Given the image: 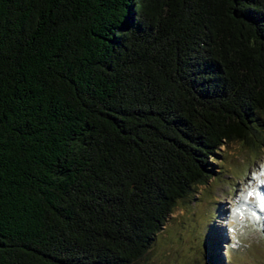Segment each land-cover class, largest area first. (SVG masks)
<instances>
[{
  "label": "trees",
  "instance_id": "16d2710c",
  "mask_svg": "<svg viewBox=\"0 0 264 264\" xmlns=\"http://www.w3.org/2000/svg\"><path fill=\"white\" fill-rule=\"evenodd\" d=\"M263 126L264 0H0V264H136Z\"/></svg>",
  "mask_w": 264,
  "mask_h": 264
},
{
  "label": "rangeland",
  "instance_id": "374dc122",
  "mask_svg": "<svg viewBox=\"0 0 264 264\" xmlns=\"http://www.w3.org/2000/svg\"><path fill=\"white\" fill-rule=\"evenodd\" d=\"M211 161V178L178 200L136 264H264V211L255 196L244 199L264 192V126Z\"/></svg>",
  "mask_w": 264,
  "mask_h": 264
},
{
  "label": "snow or ice",
  "instance_id": "6c2138e0",
  "mask_svg": "<svg viewBox=\"0 0 264 264\" xmlns=\"http://www.w3.org/2000/svg\"><path fill=\"white\" fill-rule=\"evenodd\" d=\"M264 175V172L261 173ZM261 185H264V180L260 181ZM255 196L258 202V206L260 207L261 211H264V192L260 190L256 191H249L247 195L244 197L245 200H247L249 197ZM238 214L242 215L243 213L240 212L239 209H237ZM254 215V214H253ZM257 219H259L257 217Z\"/></svg>",
  "mask_w": 264,
  "mask_h": 264
}]
</instances>
